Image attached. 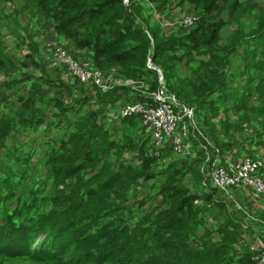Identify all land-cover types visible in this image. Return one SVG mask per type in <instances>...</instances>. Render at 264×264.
Here are the masks:
<instances>
[{"label":"trees","instance_id":"trees-1","mask_svg":"<svg viewBox=\"0 0 264 264\" xmlns=\"http://www.w3.org/2000/svg\"><path fill=\"white\" fill-rule=\"evenodd\" d=\"M34 1L64 35L69 52L92 51L97 67L114 69L128 80L147 81L149 92L158 86L157 77L148 80L154 72L147 69L151 50V62L159 66L169 92L183 103L190 100L197 136L211 153L216 148L222 151L227 146H242V142H253L254 146L264 143V23L249 34L238 24L236 30L222 36V28L238 22L246 11L240 0H147L153 4L147 10L141 0ZM174 6L200 11L201 15L191 29L184 31L181 24L176 33L154 41L148 28L141 26L142 16L154 20L152 13ZM248 43L253 54L241 69L248 78L234 83L233 73L226 69L230 55ZM191 62L196 66H189ZM16 64L0 49L1 72L19 74L24 76L22 80L31 78L23 74L25 64ZM181 65L187 67L188 75L179 76ZM36 78L24 85L26 92L18 99L14 113L1 115L0 140L16 125L43 126L45 110L55 109L57 124L64 125L65 132L58 144L46 151L43 162L52 191L40 197L46 200L45 205L33 199L1 211L0 241L9 233L22 243V255L48 264H253L252 230L242 228V210L231 215L221 200L215 202L211 195L189 189L184 178L191 165H180L171 158L163 170L165 176H160L153 170L154 160L145 155L148 140H130L101 122L100 105L90 108L86 98H75L81 91L77 85L66 98L63 81L44 69ZM11 84H0V103L9 98L1 88L9 90ZM143 100L140 95L124 99ZM81 110L83 114H78ZM221 113L225 117H219ZM199 151L201 160L205 154ZM126 152L140 157V164H130ZM152 178L158 188L155 195L161 199L135 217L128 191L147 185ZM211 192L219 193L215 189ZM134 202L139 208L144 205L142 200ZM47 204L51 206L48 209ZM221 208L225 209L223 220L217 215ZM209 213L212 222L204 216ZM242 232L245 243L240 248ZM215 234L219 239H214Z\"/></svg>","mask_w":264,"mask_h":264},{"label":"rangeland","instance_id":"rangeland-1","mask_svg":"<svg viewBox=\"0 0 264 264\" xmlns=\"http://www.w3.org/2000/svg\"><path fill=\"white\" fill-rule=\"evenodd\" d=\"M124 1L126 2L127 0ZM141 1L146 5L145 10L153 8V4L149 1ZM240 1L242 2V6L246 8V11L241 13L238 22L233 21L226 24L222 28L223 37H226L231 32L236 30L238 24L241 25L245 34H249L253 32L258 25L264 23V0ZM181 7L174 6L172 9L165 10L164 12H160L158 14L152 13L151 17L154 18V20H151V18L147 19V15H143L142 17H144V23L140 22L142 28H148L149 36L152 37L154 41H161L167 36L176 33V28H178L179 26V24H175L177 19L191 14H198L197 19L194 20V22L199 19L201 15L200 11L183 10V7ZM42 15V12L37 9V4L34 0H0V49L2 50V54L4 57L8 56L10 58H13V60L17 63V67H19V62L20 64H23L21 61L27 59V56L29 55L31 58L34 52V55L43 58L45 62L43 66L41 65V68L39 67V69H44L46 74H51L53 76V70L48 66L49 63L48 58L46 57V51L50 49L51 45L54 47L57 45H62L65 50L75 59H84L90 63V67L101 69L94 64V61L92 59V51L77 49L76 51L74 50L75 52L71 51L74 52L73 54L75 56L72 55V53L69 52V45L64 38V35L57 29H55V26L51 22V19H49L47 16ZM146 20H148V22H145ZM146 23L148 25H146ZM193 23H191L190 25H182L184 31L191 29L193 27ZM156 32L157 36L154 37L153 34ZM223 42H225V40H223ZM251 47H253L251 43H248L247 45L244 44L230 55V63L227 65L226 69L229 70L228 72L233 73L235 80L237 81L234 83L239 84L241 82H244V80L248 78V74L241 69H243L244 65L248 63L249 57H251L253 54L251 52ZM181 52L182 50L180 51V53ZM203 58L206 59V55H204ZM148 59H150V63L155 66L151 62V50L149 52ZM184 62L185 58L183 59V63ZM189 66L195 67V62H191ZM155 67L160 70L159 66L156 65ZM147 69L155 72H152L149 75V81H152V78L157 77L156 79L158 86L152 92L148 91L149 89L147 81L128 80L127 78L125 79L123 76L116 73L114 69H101L105 72L113 73L117 78H119V81L113 87L109 88H103L94 84H76L81 90L77 91L78 95L80 97L86 98L88 102H90V108H93L95 106V102H93V100H96L97 105H100L102 108L100 111L101 113L99 114V120L104 123L106 122L111 126V123L107 119L102 118V110H108L107 104H110L111 102L119 103V101L124 100L125 98L130 96L134 98L137 95L141 96L143 94L153 93L159 87H163L168 94L173 95V93L169 92V86L166 83V80H164L163 75L161 80L158 77L157 71L155 69L150 68L148 65ZM178 70L180 77L184 76L185 74L188 75L189 71L187 70V67L185 65L179 66ZM23 74H27L31 78L22 80L24 76H19V74L15 75L13 72L9 74L0 71V84H5L8 82L13 83L9 86V90H7V87L4 88V86L3 88H1L3 90L5 89V91L8 93V96L7 93L5 94L10 99L9 101H2L0 103V117L1 115L5 116L9 115V113H14V109H16V106H18L19 104L18 99L26 92V88L24 87V85L28 86L30 82L33 81V79H35L36 77H40L41 73L39 70L33 71V68H27L25 69ZM54 77L56 80H60V82L63 81L64 86L65 84L67 85L66 80H62L60 79V77L57 78L58 76ZM173 83L175 84V82ZM173 88L175 89V87ZM116 97L117 99H114ZM174 98L177 100L175 96ZM177 101L182 102L179 99ZM104 102L106 103L103 104ZM190 103L191 102L189 100V102H184L183 104L187 107H191ZM38 104L39 103H37V105ZM85 109L87 108L85 107ZM107 110L106 113L108 112ZM55 112V109L47 108L44 113V123L42 124L43 126H37L33 129V125H16L14 128L12 127V129H10L9 135H7L3 140H0V213L4 209H14L16 206H19L26 201L32 200L33 202V199H36V202H40L41 204H46V200L41 201L40 197H44L42 195H49L52 190L49 187L51 183L47 182V173L43 165V162L45 160V153L50 147H53L54 144H58L57 141L61 140V136L65 132V126L62 124H57L58 119L57 116L54 115ZM83 112L84 110H81V112H79L78 114H83ZM28 116L30 117V114H28ZM69 116H72V113H69ZM184 121V118L180 119L177 132H179L181 127L184 126ZM141 126L142 119L140 116L136 115L127 117L122 121L121 124L116 125L117 134H119L120 136H126L127 138L132 140L139 136V129H141ZM186 136L191 149L194 152L193 155H197L196 150H200L197 141L203 144L205 143L199 137L195 142L189 132ZM145 140L149 141L150 136H146ZM248 144L249 146L247 147L246 154L250 156H257L261 154L260 156L264 157V143L261 142L256 146L251 145L253 144V142H249ZM251 147L256 150L250 152L249 150L251 149L248 148ZM239 149L246 150L244 149V147ZM132 154L135 155V153L126 152L125 157H129ZM171 158H174L179 162L178 164L182 165L183 162L180 161L181 159L179 158V155L173 154L172 149H169V151L163 152L159 159L151 158L154 160V164L153 162H151L154 167L153 170L159 173L160 176L163 175L164 177L165 174L163 173V170L167 167L168 161ZM198 159L199 156L191 158L189 160V163H185L191 166L189 167V170L186 171L184 181L188 184L189 189L195 192L201 190L199 185V166L201 165L203 159ZM196 160L198 162H196ZM137 164L139 165L140 163ZM193 167L194 169H192ZM158 170L160 172H158ZM193 173H196V175ZM88 176H90V174H88L87 177ZM157 191L158 188L155 184V179L153 178L148 181L147 185L143 184L141 185V187L133 188L128 191V195L132 203L133 215L135 217H140L143 213L147 212L153 205H155L158 200L161 199L160 196L155 195ZM216 192H218V190H216ZM236 193L240 194L241 192L239 193V191H237ZM208 195H211L212 200L215 202H219L221 200V202L225 204L226 210H228L229 208L228 213H231V215H235L233 213L234 210H231L233 203L231 202V199L229 197L225 196V194L223 195L221 193H218V195L216 196L212 193H209ZM241 198L242 200L240 204L242 205L243 215H250V217L247 216V221L256 224V226L259 225V227H264V220L261 219V216H256L254 214V211L258 210V208L251 206L247 198H244L243 194ZM141 200L144 204L143 207L139 208L135 206L136 204L134 201H136V203H139V201ZM49 207L51 206H48L47 204L46 209H48ZM217 211L218 210H216L214 214L217 213ZM220 211L222 212L217 215H219L220 220H223V217H226L224 215L225 213L223 214V212H225V209L221 208ZM262 213H264V208ZM204 216L211 222L213 221L212 214L209 213L208 215L205 214ZM132 221L133 220L130 219L129 223H132ZM9 235V233H4L2 236V240L0 241V251L2 252L0 254V264H48L43 260L31 258L29 259L22 255V243H19L18 240H15V238H11ZM253 237L254 235L253 233H251L250 247L253 243ZM214 239H219V235L215 234ZM244 243V239L239 242L240 248L243 247L242 245H244ZM16 252H20V254H17ZM3 253L6 254L4 255Z\"/></svg>","mask_w":264,"mask_h":264},{"label":"built area","instance_id":"built-area-1","mask_svg":"<svg viewBox=\"0 0 264 264\" xmlns=\"http://www.w3.org/2000/svg\"><path fill=\"white\" fill-rule=\"evenodd\" d=\"M197 15H186L177 19L175 24L190 25L197 19ZM46 57L54 76L67 81L66 88H64V97L66 98H68L70 88L79 83L109 88L119 81V78L113 73L90 67V63L84 59H75L62 45L55 47L51 45L50 49L46 51ZM141 97L144 99L143 101L111 102L108 104V110L106 109L107 113L105 109L102 110V118L107 119L111 123V129L115 130L116 125L122 119L140 116L142 126L137 140L150 136L145 150L146 156L159 159L163 152L172 149L173 154L179 155L181 162L189 163L193 151L186 135L189 132L194 141L198 138L193 108L177 101L163 87H159L153 93L143 94ZM93 102L96 106V100ZM182 118L185 119L184 126L177 132L179 121ZM201 144H198L200 150L207 152L206 144ZM130 156L126 157L130 164L140 163V157L133 154ZM208 162L207 160L199 166L201 191L209 194L212 193L211 189H216L219 193L225 194L233 203L231 210H234V214L243 210L240 204L241 200L236 196L237 191L242 192L245 197L248 196L251 200L261 204L258 210L254 211L256 216H260L261 210L264 208L263 159L243 153L223 164H209ZM158 172L160 171L158 170ZM199 192L197 191V193ZM247 216L250 217V215ZM247 216L242 215L241 226L242 228L250 227L254 235L252 240L255 243L254 245L252 243L250 247L253 252V264H264V227L247 221ZM241 234L238 237L239 242L245 235L244 232Z\"/></svg>","mask_w":264,"mask_h":264},{"label":"crops","instance_id":"crops-1","mask_svg":"<svg viewBox=\"0 0 264 264\" xmlns=\"http://www.w3.org/2000/svg\"><path fill=\"white\" fill-rule=\"evenodd\" d=\"M21 62L23 64H25L26 69L27 68H31V69L33 68V71L39 70L40 73H41V69H39V67L41 68L44 65V63H45L44 62V59L43 58H40L39 56L34 55V52H33V55H32L31 58H30V55H29V56H27V59H24ZM54 82H55V80H54ZM74 96H75V98H78V97H76V96H78V94H75ZM9 99L10 98H8V100ZM221 116L222 117H225V114L224 113H221L219 115V117H221ZM219 117H217V118H219ZM216 125H217V127L219 126L218 123H216ZM248 146H249V144L247 142H242V146H238V147L237 146L235 147L233 145L232 146H229V147L227 146L224 149H222V151L216 148L215 151L213 150V153H211L210 150L206 147L207 148V152L204 151L205 158H203L202 163L203 162H206L207 160L209 161L208 162L209 164H212V163H216V164L226 163L228 160L235 158L237 155L246 153ZM252 146H254V145H252ZM240 147L241 148L244 147V149H246V151L245 150H242V149H239ZM248 149H251V150H249L250 152H253V151L256 150L253 147L248 148ZM199 152H200L199 150H196V154L197 155H192V158L197 157L198 154H199ZM193 154H194V152H193ZM213 154H214V156H213ZM260 155L261 154H259L257 156L263 159V170H264V157L263 156H260ZM242 194H243L242 192L240 194H237L236 193V196H238L240 198V200H242V198H241ZM244 198H247V200L249 201V203L251 204V206H254L256 208H259L261 206V204L259 202L251 200L248 196L247 197L244 196ZM228 210H229V208H228Z\"/></svg>","mask_w":264,"mask_h":264},{"label":"water","instance_id":"water-1","mask_svg":"<svg viewBox=\"0 0 264 264\" xmlns=\"http://www.w3.org/2000/svg\"><path fill=\"white\" fill-rule=\"evenodd\" d=\"M150 59H148V62H147V65L152 68V69H155L157 71V74H158V77L162 80V74H161V71L159 69H157L155 66H153L150 61ZM196 142V140H195ZM198 144H201L199 141H197ZM202 145V144H201Z\"/></svg>","mask_w":264,"mask_h":264}]
</instances>
